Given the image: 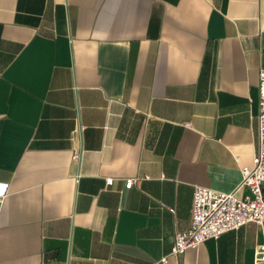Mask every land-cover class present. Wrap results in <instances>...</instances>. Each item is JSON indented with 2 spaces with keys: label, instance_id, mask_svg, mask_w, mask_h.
<instances>
[{
  "label": "crops",
  "instance_id": "obj_1",
  "mask_svg": "<svg viewBox=\"0 0 264 264\" xmlns=\"http://www.w3.org/2000/svg\"><path fill=\"white\" fill-rule=\"evenodd\" d=\"M262 66L264 0H0V264H254L255 222L173 246L253 165Z\"/></svg>",
  "mask_w": 264,
  "mask_h": 264
},
{
  "label": "built area",
  "instance_id": "obj_2",
  "mask_svg": "<svg viewBox=\"0 0 264 264\" xmlns=\"http://www.w3.org/2000/svg\"><path fill=\"white\" fill-rule=\"evenodd\" d=\"M258 101V149L253 156V165L243 168V179L232 191L197 185L193 193L192 217L187 230L177 232L174 253H184L208 239H218L222 234L235 230L249 222H255L261 233L256 244L254 264H264V67L259 71ZM81 151L74 153L79 159ZM107 185L114 182L108 177ZM135 178H128L126 187H131ZM6 189L0 190V196ZM174 211L173 207H170ZM167 258H163L165 261Z\"/></svg>",
  "mask_w": 264,
  "mask_h": 264
},
{
  "label": "snow or ice",
  "instance_id": "obj_3",
  "mask_svg": "<svg viewBox=\"0 0 264 264\" xmlns=\"http://www.w3.org/2000/svg\"><path fill=\"white\" fill-rule=\"evenodd\" d=\"M3 186H0V188H2Z\"/></svg>",
  "mask_w": 264,
  "mask_h": 264
}]
</instances>
